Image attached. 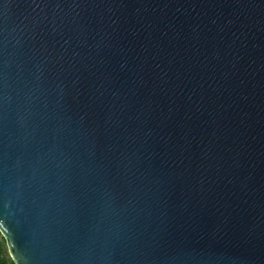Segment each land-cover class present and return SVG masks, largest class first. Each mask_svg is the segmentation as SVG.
Here are the masks:
<instances>
[{"label":"water","instance_id":"water-1","mask_svg":"<svg viewBox=\"0 0 264 264\" xmlns=\"http://www.w3.org/2000/svg\"><path fill=\"white\" fill-rule=\"evenodd\" d=\"M0 231L16 264H264V0H0Z\"/></svg>","mask_w":264,"mask_h":264},{"label":"trees","instance_id":"trees-1","mask_svg":"<svg viewBox=\"0 0 264 264\" xmlns=\"http://www.w3.org/2000/svg\"><path fill=\"white\" fill-rule=\"evenodd\" d=\"M0 234V264H16L8 250L6 240L1 231Z\"/></svg>","mask_w":264,"mask_h":264},{"label":"rangeland","instance_id":"rangeland-1","mask_svg":"<svg viewBox=\"0 0 264 264\" xmlns=\"http://www.w3.org/2000/svg\"><path fill=\"white\" fill-rule=\"evenodd\" d=\"M0 237H1V234H0Z\"/></svg>","mask_w":264,"mask_h":264}]
</instances>
